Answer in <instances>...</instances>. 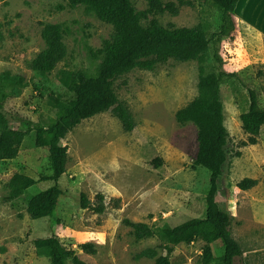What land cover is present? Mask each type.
Returning a JSON list of instances; mask_svg holds the SVG:
<instances>
[{"label": "rangeland", "instance_id": "obj_1", "mask_svg": "<svg viewBox=\"0 0 264 264\" xmlns=\"http://www.w3.org/2000/svg\"><path fill=\"white\" fill-rule=\"evenodd\" d=\"M190 1L192 6L181 8L178 15L165 13L155 19L165 29L217 31L220 9L204 0ZM131 2L138 11L146 8L144 0ZM58 5L64 2L0 0V73L22 75L27 83L16 97L8 89L0 90V112L15 128L22 127L25 121L42 126L52 124L62 111L52 105L49 97L58 96L61 100L70 97L58 80L59 71L93 72L100 63L96 51L110 38L112 27L85 7L59 10ZM236 14L243 20H234L233 35L219 46L222 69L236 73L237 77L221 85L224 126L233 156H229L217 179V199L229 213L235 214L241 208L247 211L242 216L252 214L250 222L236 217L231 232L242 248H262L264 126L257 135H250L244 130L240 115L249 105L247 88L258 94L260 107L264 109V0H242L235 17ZM63 22L70 27L63 39L67 55L51 73L40 76L28 68V63L44 49L40 28L45 23ZM146 24L147 21H142V25ZM204 66L206 72L214 69L211 48L205 53ZM198 67L197 61L169 59L152 70L133 69L114 80L115 95L132 115L134 129L125 132L109 112L83 120L72 129L62 141L67 147L66 172L58 180L63 196L52 217L36 221L29 218L21 201L16 205L6 201L10 189L48 173L47 149L36 148L34 134L27 135L17 157L0 162V264H50L48 258L37 255L33 240L53 234L87 264H154V260L135 261L133 256L146 248H156L158 255H163L158 249L162 243L157 238L135 242L128 234L129 229L123 226V219L156 226L165 221L162 214L172 208L173 220L169 224L173 227L203 218L209 173L192 167L197 152L196 128L192 124L180 126L175 120L176 111L198 96ZM236 152L240 156H234ZM156 159L160 160L157 168L153 164ZM242 178L256 181L246 195L234 187ZM50 186L36 183L24 198ZM116 188L135 190L130 196L136 203L134 208L123 209L121 199L113 195ZM222 191L226 193L224 196L220 194ZM81 194L91 202L96 194L102 195L103 213L81 209ZM161 199L167 206L159 203ZM249 202L256 203L252 210ZM83 243L94 244L96 254L82 253L79 246ZM202 244L196 241L174 249L171 264H201ZM212 253L214 257L222 255L218 243L212 245Z\"/></svg>", "mask_w": 264, "mask_h": 264}, {"label": "trees", "instance_id": "obj_2", "mask_svg": "<svg viewBox=\"0 0 264 264\" xmlns=\"http://www.w3.org/2000/svg\"><path fill=\"white\" fill-rule=\"evenodd\" d=\"M59 10L75 9L83 6L96 18L112 27L110 38L102 42L96 51L100 63L93 72L60 70L58 80L70 94L66 100L50 96L52 105L62 111L55 121L42 126L25 121L23 126L15 128L0 112V162L11 161L18 155L19 146L30 133L34 134V146L47 149V174H40L37 180H30L26 185L10 189L8 202L22 197L26 190L36 183H49L51 186L31 197L26 203V213L32 220L52 217L58 200L63 196L58 180L66 172L67 147L63 145L66 135L83 120L100 113L114 117L125 132H131L135 125L129 110L118 101L113 90V81L133 69L152 70L157 64L173 59L180 62L197 61L198 96L187 106L177 110L175 120L178 125L192 124L196 128L197 152L192 167L203 168L209 173V187L204 197L205 214L203 218L188 220L176 227L166 221L156 226L132 222L123 219V226L135 242L157 238L162 245L158 249L146 248L133 256L140 259L154 260V264H171L169 257L180 244L189 245L202 242L201 264H243L242 251L231 232L235 217L222 212L214 204L217 179L221 177L229 156L228 131L224 126L221 85L227 79L236 78V73L222 69L219 54L220 43L231 38L235 31L233 19L238 0H204L218 7L221 11L219 29L208 33L202 28L161 27L155 16L168 13L178 15L181 8L191 7L190 0H144L146 8L138 11L131 0H62ZM142 21L147 24L142 25ZM41 38L44 49L28 63V68L45 76L62 62L67 49L63 42L69 34L68 23H45L42 25ZM211 48L213 70L206 72L205 53ZM27 86L22 75L0 73V90L8 89L11 96H18ZM249 105L240 115L244 130L250 135H257L264 126V109L260 107L258 94L247 88ZM234 156H240L236 152ZM154 167L160 166V160L153 161ZM256 185V181L242 178L235 183L237 190L247 192ZM80 208L91 210L94 214L104 211L103 196L96 194L91 202L85 195H80ZM218 243L222 255L214 257L212 245ZM34 249L39 256L48 258L50 264H87L80 260L72 248H66L56 236L34 238ZM82 253L94 255L97 247L92 243L79 246Z\"/></svg>", "mask_w": 264, "mask_h": 264}, {"label": "crops", "instance_id": "obj_3", "mask_svg": "<svg viewBox=\"0 0 264 264\" xmlns=\"http://www.w3.org/2000/svg\"><path fill=\"white\" fill-rule=\"evenodd\" d=\"M240 2H242V0H238V2L236 4V7L234 9L233 19L235 20L237 18L236 21H242L243 20L238 14H236L237 16L235 17V13H237L238 10H239V4H240ZM236 21H234V22H236ZM115 190L116 191H114L113 195H114V197H118V198L121 199V201H122V203L124 205L123 206V209H125L126 207H128V209H132V208L135 207L136 203L132 202L133 200L130 199V196L135 193V190H123V189H118V188H116ZM26 192H27V190L25 191V193ZM218 192H219V190H218V187H217V190H216L215 195H214V204L217 206V209L218 210H220L222 212H225V213H228V214H231L232 216H235V218L237 217L239 219H242V221H245V222L246 221L247 222L252 221V219L250 218V217H252V214H251L250 217H248V216H242L243 213L245 215H247L246 214L247 211L245 209L242 210L240 208V211L239 212L236 211L237 213H235V214H232V213L227 212L226 205L225 206L222 205V203L219 202L218 199H217ZM239 192H240V194L246 195V192H243L241 190H239ZM24 194H23L22 197L18 198L17 200L12 201L11 203L13 205H16L18 202L21 201L22 204L24 205V209L26 210V203H27V200L30 199V198H24ZM220 194H221V196H224V194H226V193H225V191H222V192H220ZM128 200H130L131 203ZM159 203L160 204H163L164 203V199H161V201ZM163 206H167V205L164 203ZM168 206H170V205H168ZM255 206H256V203L255 202H249V204H248V207L250 208L249 210H252L251 208H253ZM171 207L172 206H170V208ZM58 208H59V205H58ZM67 212H68V210H66L65 212H63V214L66 215ZM46 218H49V217H46ZM162 218L169 224L170 221L173 220V208L172 209H168L166 212H164L162 214ZM253 219L257 221L256 218H253ZM53 236H56V235L53 234ZM98 244H101V243L99 242ZM191 244H189V245H191ZM181 245L182 244L177 245L175 247V249L179 248ZM241 251L243 253V255H242L243 264H264V247H262V248H242L241 247ZM143 259H145V258H143ZM140 260H142V259H140ZM146 260H149V259H146ZM169 260H170V257H169Z\"/></svg>", "mask_w": 264, "mask_h": 264}]
</instances>
